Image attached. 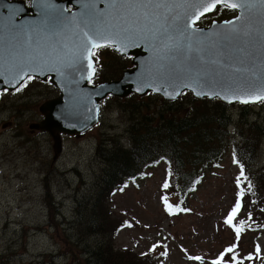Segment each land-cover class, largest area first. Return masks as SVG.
<instances>
[{
  "label": "rangeland",
  "instance_id": "obj_1",
  "mask_svg": "<svg viewBox=\"0 0 264 264\" xmlns=\"http://www.w3.org/2000/svg\"><path fill=\"white\" fill-rule=\"evenodd\" d=\"M234 16V12L221 15L218 11L208 23ZM106 55L103 54L105 59ZM100 72L103 81L121 75L106 68ZM57 96L49 82L34 80L22 90L0 98V264H78L76 255L84 261L85 256L79 253L84 240L70 225L76 220L75 204L92 197L103 169L96 154L97 145L107 138L125 142L127 114L109 98L101 109L99 123L78 138L62 137V151L55 156L50 137L29 126L42 120L38 107ZM167 103L173 102L152 94L135 95L130 101L144 114L165 111ZM18 105L24 108L20 114ZM185 106L188 109L190 104ZM231 106L226 110L231 119L227 131H239V112L236 105ZM244 121L248 123L246 132L251 127L262 130L254 138L259 157L253 170L257 171L264 167V109L251 106ZM236 142L243 143L236 136L220 166L207 169L201 184L188 190L180 202L177 193L162 188L167 179L163 162L147 170L142 179L111 195L106 209L114 236L108 244L113 247L118 264H141L142 260V264H211L232 245H236L235 251L225 256L223 264H234L232 255L242 264H264V229L256 227L257 219L264 224V176L259 177L253 194L259 208L252 209L254 216L244 221L248 205L244 184L240 189L236 184L240 173L232 156ZM105 144L103 148L110 147ZM241 189L244 196L237 219L244 227L237 241L233 228L224 220ZM162 196H167L174 206L179 202L181 209L170 215L161 202ZM124 222L127 225L120 230L115 227ZM85 241L94 242L89 238ZM150 252L152 258L145 259L143 256ZM189 256L201 259L190 260Z\"/></svg>",
  "mask_w": 264,
  "mask_h": 264
},
{
  "label": "water",
  "instance_id": "obj_2",
  "mask_svg": "<svg viewBox=\"0 0 264 264\" xmlns=\"http://www.w3.org/2000/svg\"><path fill=\"white\" fill-rule=\"evenodd\" d=\"M194 11L187 5L174 8L165 19V10L160 9L159 19L155 15L145 19L141 10H125L129 22L121 21L117 27L114 10L101 0H31L29 7L23 1L0 0V91L15 90L28 77L50 79L59 96L42 104L39 110L44 119L30 128L50 135L55 156L62 150L61 134L80 136L98 123L99 104L108 96L126 98L151 93L176 101L188 92L197 99L242 104L198 96L195 92H220L227 96L234 84L254 87L264 78V6L256 3L244 9V17L236 21L238 33L228 39L223 36L225 22L235 20L240 9L229 20L214 21L208 27L194 25L197 32L188 29L181 37L178 29ZM137 15L139 22L131 24ZM85 21L93 26L98 22L106 31L110 28L115 36L113 52L131 57L134 67L124 71L118 80L89 84L87 61L73 55L80 51L83 32L87 30ZM129 26L127 33L115 35L121 27ZM164 26H168V32L153 39L149 30L163 32ZM169 43L173 44L172 50L165 47ZM73 60L76 62L69 67ZM176 92L182 94L171 99L170 95Z\"/></svg>",
  "mask_w": 264,
  "mask_h": 264
},
{
  "label": "trees",
  "instance_id": "obj_3",
  "mask_svg": "<svg viewBox=\"0 0 264 264\" xmlns=\"http://www.w3.org/2000/svg\"><path fill=\"white\" fill-rule=\"evenodd\" d=\"M208 21L209 19L205 18L201 23L206 25ZM104 53H107V59L104 58ZM94 60L97 74L92 84L103 81L100 72L103 68L122 73L130 67L128 65L130 59L119 57L110 48L99 49ZM105 79L113 80L115 77ZM134 97L130 96L122 100L111 97L117 101L122 113L127 114L125 142L123 144L116 139L107 138L103 140L110 145L109 148H103L106 145L103 141L97 145L96 154L102 162L103 169L95 183L92 197L88 201H77L75 204L76 220L73 226L72 223L70 225L77 237L84 240L83 248L79 253L81 257L85 256L84 261H80L76 255L78 264H118L119 262L113 247L108 244L114 233L111 230L112 219L108 215L106 204L113 193L122 190L127 183L142 179L146 176L147 170L163 162L166 165V180L170 184L168 189L174 195L177 193L180 202L188 190H194L201 184L207 169L213 170L220 166L228 145L235 144L231 142L236 136L243 143L239 145L236 142L232 152L233 160L235 159L239 169L241 167L244 169V175L247 177L241 182L245 186L248 205L243 217L244 221L251 220L254 216L252 209L259 208L253 194L259 177L264 176V167L257 171L253 170L254 161L259 157L256 148L258 144L254 138L262 130L257 127H251L247 132L244 130L248 126L244 119L248 117L250 108L254 105L234 106L239 112L238 125L241 130L230 133L227 128L231 119L226 110L232 106L220 101L197 100L190 94L184 93L178 102L167 103L168 108L165 111L144 114L134 104H130ZM186 104H190L188 109ZM257 106L264 109V102ZM20 109L24 111L22 106ZM179 202L178 207H172L173 211L181 209ZM124 225L127 223L115 227L120 230ZM240 225V221L233 223L235 227ZM256 227L264 229V224L257 219ZM88 238L94 242L87 243L85 240ZM151 255L152 253H148L143 257L150 259ZM143 262L145 260H142L141 264Z\"/></svg>",
  "mask_w": 264,
  "mask_h": 264
},
{
  "label": "snow or ice",
  "instance_id": "obj_4",
  "mask_svg": "<svg viewBox=\"0 0 264 264\" xmlns=\"http://www.w3.org/2000/svg\"><path fill=\"white\" fill-rule=\"evenodd\" d=\"M101 2H106L110 9L114 10L113 15L115 16L116 20V26L120 27V22H129V16L126 14L125 10L130 13H136L137 10H141V15L143 18L147 19L149 15H155L157 19H159V10L164 9L165 10V19H167V16L169 13L173 11L174 8H179L183 6H191L195 8V11L188 16L187 22L178 29L180 36L184 37L185 33L188 29L192 30V33L197 32V29L194 27V25L197 24L198 21L201 20L202 17H205L206 14L213 13L218 10L223 9H229V10H237L240 9V15L236 16L235 20L233 21H226L224 28L225 31L223 33V36L225 39L230 38L234 34L238 33V28L236 27V21L241 20L244 17V9H250L251 7H254L256 3H259L260 5L264 6V0H101ZM99 16L100 14L97 13ZM173 19H176V17H173ZM140 20V15H137L135 19H132L130 21L131 24H136ZM85 27L87 30L83 32V40L80 44V51L73 53V55L79 59V60H86L87 61V79L89 82H91L93 76L96 73V68L93 63L92 57L96 56V53L99 49L105 48V47H112L113 42L115 39L114 34L112 33L111 29L109 28L107 31L100 27V24L97 22L95 26L88 23V21H85ZM130 31L129 27H121V32L116 33L115 35H120L121 33H127ZM151 31V36L153 39L159 38L164 33L168 32V26L163 27V32H161L160 29L155 30H149ZM220 35V34H218ZM125 39L127 37H124ZM191 38V34L188 35V39ZM173 38L171 36L168 37V40L171 41ZM262 40H264V36L261 37ZM126 46V45H125ZM178 46V45H177ZM165 47L168 50H172L173 44L169 43L166 44ZM188 49L191 51L192 46L191 44L188 45ZM203 58L201 57V60ZM76 61L73 60L69 63V67L74 64ZM98 63V60H97ZM213 63H216V61H213ZM233 71H239V69H233ZM20 79H23V76L20 77ZM19 90V89H18ZM228 91L230 92V95L222 96L220 92L210 93L207 91H197L195 92L198 96H209L214 98H226L228 99V102L231 103L233 100L238 101L242 104H248V103H257V102H264V78H262L259 83H257L254 87L251 85L249 86H243L240 84H234L229 87ZM182 93L176 92L174 94L170 95L171 99H176L178 95H181ZM234 159V163H235ZM247 177L244 175V169L241 167L240 174L236 177V184L237 188L240 189V185L242 180H246ZM170 187V184L167 180L162 185V188L164 190H167ZM244 196L243 190H239L237 192V199L236 203L229 212V215L225 218L224 223L228 225L229 227H232L235 234L237 241H239L240 233L243 229V222H241V225L239 227L233 226V220L238 215L242 204L241 200ZM161 202L165 206V211H167L170 215L173 214L172 212V205L168 203V197L162 196ZM236 245H232L224 250V252L220 253L219 257L211 262V264H223V261L225 259V256L229 253H234ZM260 249L259 246H257L256 252L259 253ZM190 260H200V257H188ZM247 259L251 260L252 256H248ZM231 261L234 262V264H242V261L237 260L236 255L231 256Z\"/></svg>",
  "mask_w": 264,
  "mask_h": 264
},
{
  "label": "bare ground",
  "instance_id": "obj_5",
  "mask_svg": "<svg viewBox=\"0 0 264 264\" xmlns=\"http://www.w3.org/2000/svg\"><path fill=\"white\" fill-rule=\"evenodd\" d=\"M19 107H21L22 105H18ZM23 107V106H22ZM20 112H22V110L20 109L19 110V114H20ZM230 132V131H229ZM230 133H232V132H230Z\"/></svg>",
  "mask_w": 264,
  "mask_h": 264
},
{
  "label": "flooded vegetation",
  "instance_id": "obj_6",
  "mask_svg": "<svg viewBox=\"0 0 264 264\" xmlns=\"http://www.w3.org/2000/svg\"><path fill=\"white\" fill-rule=\"evenodd\" d=\"M9 94V93H8Z\"/></svg>",
  "mask_w": 264,
  "mask_h": 264
}]
</instances>
